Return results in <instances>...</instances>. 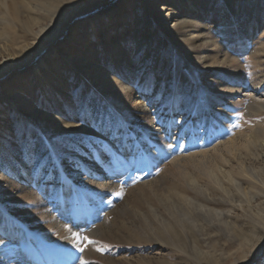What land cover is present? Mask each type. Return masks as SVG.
<instances>
[{"label": "rangeland", "instance_id": "1", "mask_svg": "<svg viewBox=\"0 0 264 264\" xmlns=\"http://www.w3.org/2000/svg\"><path fill=\"white\" fill-rule=\"evenodd\" d=\"M4 1L0 19L21 2L28 19L35 0ZM58 4L33 10L35 39L0 23V47L30 45L0 54L22 65L0 77V264H264V192L212 177L248 158L251 133L264 159V0ZM180 194L210 222H176Z\"/></svg>", "mask_w": 264, "mask_h": 264}, {"label": "bare ground", "instance_id": "2", "mask_svg": "<svg viewBox=\"0 0 264 264\" xmlns=\"http://www.w3.org/2000/svg\"><path fill=\"white\" fill-rule=\"evenodd\" d=\"M3 1V3H2V6H3V8H5V11L7 10L8 11V6L6 5V3H5V1L4 0H2ZM17 1V0H16ZM19 2H20V0H18ZM22 1V0H21ZM28 1V0H27ZM32 1V0H31ZM63 1L64 0H35L34 2L35 3H37V4H35L34 5V2L33 3H31V2H27V10H30L29 12L30 13H28V16H29V18L28 19H24V16L22 15L23 14V10H26V8L22 5V2H21V5H20V3L18 4V3H16L15 5H16V7L14 8V10H13V12L12 13H4V15H6L7 14V17L5 18V19H3V17H4V15H3V17L0 19V23H2V25H6V27L8 26V27H11V28H13V30L15 31V28L17 29V27L18 26H16L15 27V25L17 24V25H19V24H21L22 26L21 27H23V28H25L26 29V27H28V28H31V30H27L26 29V32L25 33H27V35H30L32 38H36V37H39L40 35H43V32L44 31H46L47 29V26H43L42 24H41V21H42V19L40 20V19H38L37 18V14L35 15L34 13H33V10H36V8H41L42 9V11H44V14L46 13V14H48V18H50L52 15H51V12L50 11H52V9L54 8L55 9V7H56V4H58L59 5V7L60 6H63ZM26 1H24V3H25ZM15 3V2H14ZM9 5H12V3L11 4H9ZM1 6V7H2ZM36 7V8H35ZM61 9V8H60ZM164 9V8H163ZM11 10V9H10ZM32 10V11H31ZM38 11H40V10H38ZM59 11V10H58ZM170 11V10H169ZM3 14V13H2ZM45 14V15H46ZM8 15H9V19H8ZM30 15L32 16L31 18H30ZM34 15V16H33ZM168 15V14H167ZM156 19L157 20H159V21H163L162 20V18L161 17H159V16H156ZM169 19V18H168ZM175 19V18H174ZM28 22V23H27ZM174 22V21H173ZM168 23V22H167ZM193 23V22H192ZM185 24H187L186 22H184L183 20H175V29L176 28H178L179 26H181V25H185ZM189 24V23H188ZM188 24H187V26H188ZM191 24V23H190ZM173 25V24H172ZM1 26V25H0ZM197 26V24L196 25H189L188 27L191 29V27H196ZM10 28V29H11ZM172 28V27H171ZM185 28H187V27H185ZM185 28H183V29H185ZM6 29V28H5ZM18 29H19V27H18ZM33 29H37V32H34L33 33ZM168 29H170V28H168ZM12 30V29H11ZM194 30V29H193ZM198 30H200V29H198ZM7 31V30H6ZM23 31V30H22ZM197 31V30H196ZM177 35V34H176ZM178 36V35H177ZM9 37V36H8ZM191 38V37H190ZM199 38H201L200 36H199ZM5 39V38H4ZM203 39V38H202ZM6 40V39H5ZM10 40V39H9ZM187 40V39H186ZM201 41V40H200ZM209 41V40H208ZM10 42V41H9ZM13 42V44L14 45H18L17 44V42L16 41H12ZM192 42H194V40H192ZM204 42H206V41H204ZM190 43H191V41H190ZM199 43V42H198ZM201 43V42H200ZM196 44V43H195ZM210 44V43H209ZM10 45H11V43H10ZM191 45H193V44H191ZM198 45V44H197ZM207 45V44H206ZM19 46V45H18ZM195 46V45H194ZM15 46H13V45H11V46H9V44L8 43H6V42H3V45H1V47H0V54H8V56L9 55H12V56H16V55H19L21 52H22V50L23 51H29V49L28 48H30V45L29 44H26V45H22V46H20L19 47V49H16V48H14ZM191 47V46H190ZM28 49V50H27ZM213 55V54H212ZM4 58V57H3ZM10 58V57H9ZM11 59H12V64L11 65H8L7 64V62L6 61H4L3 63H0V67H2L3 66V72L1 73V75H0V77H2V76H4L7 72H8V70L11 68V69H13V70H17V69H19L22 65H19L18 63H17V60L16 59H14V58H12L11 57ZM200 59V58H199ZM214 60H216V59H214ZM27 63H30V58H28L27 59ZM34 62L33 61H31V64H33ZM37 65L35 66V64H34V69H36L37 70V68H39L40 66H43V64H44V62L43 61H41V62H38V63H36ZM212 68V67H211ZM96 73V72H95ZM15 74V73H14ZM112 81V80H111ZM22 97V96H21ZM68 127V126H67ZM71 129V128H70ZM254 130H256V128L254 129ZM261 131V130H260ZM261 132H263V131H261ZM242 137V136H241ZM243 138V137H242ZM241 138V139H242ZM256 136L254 135V134H252L251 133V135H249V136H246L245 137V140H243V141H245V143H244V145L242 146V147H240L241 149H244L247 153V157L248 158H244L243 157V160L242 161H239V163H238V165H237V167L234 169V170H232V172H225L221 167H215L213 170V176L212 177H214L215 179H216V184L218 185V186H222L223 184L225 185H227V187L228 186H230V191L231 190H238L239 192H241L242 190H243V188L246 190V188H249V189H252V190H255V191H260V192H264V159H262V160H260L259 159V155H256L255 154V152H252V151H250V148L251 147H249V145H254L255 143H256ZM232 144H233V141H228V142H226V143H224L223 145H225V147H232ZM219 145L220 144H218L217 146H215L212 150H209V151H207L206 150V152H201L200 154H196V155H198V158H199V160H198V162H201V163H203V165H207L208 164V162L210 161V160H212L211 158L214 156V155H212L213 153L212 152H217V151H219ZM256 146V145H255ZM261 148L263 149V150H261V153H262V155H264V141L262 142V144H261ZM231 149V148H230ZM236 150H237V148H236ZM240 150V149H239ZM241 151V150H240ZM199 152V151H198ZM244 152V151H243ZM212 153V154H211ZM237 153V152H236ZM211 154V155H210ZM214 154H216V153H214ZM195 154L194 155H190V156H187V157H193V156H196ZM182 156V155H181ZM236 157V156H235ZM184 157H181V158H177V159H173V161H172V164H173V166H175L176 168L177 167H180V162H181V160L183 159ZM214 158V157H213ZM245 161V162H244ZM249 162V163H248ZM183 163V162H182ZM224 163H226L227 165L229 164L228 163V161H225L224 160ZM202 165V164H201ZM218 165V164H217ZM183 166V165H182ZM172 167V166H171ZM236 170V172H238L237 173V175H238V180H237V183L235 182V181H233V178H230V176L232 175V173L234 172ZM200 177V176H199ZM198 177V178H199ZM185 179V178H184ZM236 179V178H235ZM234 179V180H235ZM240 181L242 182V183H240ZM206 186V185H205ZM229 188V187H228ZM211 190V189H210ZM223 190H228V189H223ZM213 191V190H212ZM216 191V190H215ZM215 191H213V193L215 192ZM207 192H208V190H207ZM212 194V193H211ZM216 194V193H215ZM225 194V193H224ZM181 195V194H180ZM214 195V194H213ZM216 195H218V194H216ZM223 195V194H222ZM182 196V198H180L179 199V201H181L182 202V206H183V203H184V205H185V207H183V208H178V207H175V208H172V209H170L171 211H170V215H171V217H173L174 218V220L176 221V222H182L183 220H187L186 222H190V224L192 225V224H196L197 222H199V221H201L202 219H204V220H206V221H209L210 222V220H211V218H213V216H214V213L212 212V211H210V210H206V209H203L202 208V210L201 209H199L200 207H199V205L198 204H196V202H198L196 199H193V200H191V198H188L187 196H184V195H181ZM206 196V195H205ZM210 196V195H209ZM221 196V195H220ZM260 196V195H259ZM262 197V196H261ZM264 197V196H263ZM223 198V197H222ZM207 201H209V204L210 203H214V199H212V200H207ZM219 201H222V200H219ZM228 202V201H227ZM245 203V202H244ZM171 204V203H170ZM173 205V204H172ZM199 212H201V213H203L204 215H206V217H204V218H202L200 215L201 214H199ZM213 213V214H212ZM203 215V216H204ZM200 217H201V219H200ZM178 218H181V220L182 221H179L178 220ZM214 218H216L217 219V217H214ZM183 224V223H182ZM181 224V225H182ZM226 226H224V227H222V228H224V230H226V231H228V229L230 228V222H227V221H225V223H224ZM180 225V224H179ZM166 227H168V225H165ZM194 226H196V225H194ZM171 227V226H170ZM185 227V226H184ZM189 227V226H188ZM195 228V227H194ZM220 228V227H219ZM232 228V227H231ZM198 229H199V227H198ZM212 229V228H211ZM221 229V228H220ZM207 230V229H206ZM222 230V229H221ZM169 231H171V229L169 230ZM168 231V232H169ZM218 231H220V230H218ZM206 240V239H205ZM185 246V245H184ZM186 248V247H185ZM186 251V250H185Z\"/></svg>", "mask_w": 264, "mask_h": 264}, {"label": "snow or ice", "instance_id": "3", "mask_svg": "<svg viewBox=\"0 0 264 264\" xmlns=\"http://www.w3.org/2000/svg\"><path fill=\"white\" fill-rule=\"evenodd\" d=\"M103 122H104L103 119H101L99 121V123H101V124H103ZM41 143L43 144L45 151H47V153H48V158L55 159L58 157V153H59V151H61V149L57 144H54L50 141H48V142L42 141ZM33 155H35V153H33ZM79 251L83 252L84 249L80 248ZM81 264H86V262L81 261Z\"/></svg>", "mask_w": 264, "mask_h": 264}]
</instances>
